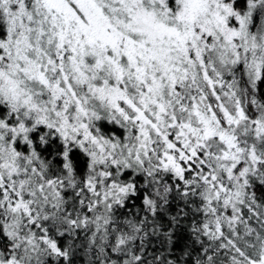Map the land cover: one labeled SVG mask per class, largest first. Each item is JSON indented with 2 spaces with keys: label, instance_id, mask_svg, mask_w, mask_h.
I'll list each match as a JSON object with an SVG mask.
<instances>
[{
  "label": "snow or ice",
  "instance_id": "snow-or-ice-1",
  "mask_svg": "<svg viewBox=\"0 0 264 264\" xmlns=\"http://www.w3.org/2000/svg\"><path fill=\"white\" fill-rule=\"evenodd\" d=\"M0 264H264V0H0Z\"/></svg>",
  "mask_w": 264,
  "mask_h": 264
}]
</instances>
